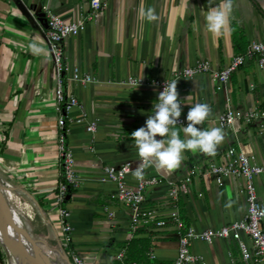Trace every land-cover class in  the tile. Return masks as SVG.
<instances>
[{
	"label": "crops",
	"instance_id": "1",
	"mask_svg": "<svg viewBox=\"0 0 264 264\" xmlns=\"http://www.w3.org/2000/svg\"><path fill=\"white\" fill-rule=\"evenodd\" d=\"M100 3L97 16L61 45L66 67H77L96 80L72 83L66 79V72L62 76L64 94L72 93L77 99V105L65 114V142L79 179L63 203L70 225L64 252L67 256L77 254L85 264H120L114 259L116 252L125 250L130 239L145 238L149 240L143 252L145 258L136 263L171 264L178 230L167 217L172 207L166 195L168 182L178 185L190 167L199 168L198 174L190 177L187 191L178 193L174 200L183 224L201 230L239 219L244 212L239 180L225 177L218 186L206 172L207 163L221 162L228 146L264 162V121L261 125L260 121L235 122L234 130L223 129L224 140L215 155L186 150L179 169H145L146 176L158 178L157 184L145 189V205L165 222L158 227L149 224L132 230L130 209L114 199L113 182L100 181V177L106 164L129 161L132 167L136 166L137 151L130 134L145 125L155 102V89L147 84L131 86L124 80L169 78L197 60H207L213 70L222 68L239 49L232 41L231 23L240 31L242 45L264 41V0H233L229 24L219 35H213L205 26L207 0ZM42 5L66 20H76L89 11L88 0H0V179L14 182L17 204L20 197L25 199L28 216L43 227V236L51 232L55 240H61L53 199L54 186L60 179L57 104L53 96L55 72L43 35ZM149 7L158 17L155 21L141 15L140 10ZM177 79L178 99L185 117L197 102L208 104L212 110L198 127H220L217 118L226 107L240 112L257 106L264 112V67L258 68L252 60L237 68L222 85L208 73ZM90 122L94 129L87 131L85 127ZM183 127L176 125L181 139L185 138ZM133 179L130 174V182ZM254 183L264 205V173L257 175ZM108 211L112 216H107ZM261 226L264 228V218ZM190 251L195 259L188 264H230V258L233 264H240L235 243L230 240L195 239ZM0 264H4L1 255Z\"/></svg>",
	"mask_w": 264,
	"mask_h": 264
},
{
	"label": "built area",
	"instance_id": "2",
	"mask_svg": "<svg viewBox=\"0 0 264 264\" xmlns=\"http://www.w3.org/2000/svg\"><path fill=\"white\" fill-rule=\"evenodd\" d=\"M89 11L80 15L76 20H66L61 16L52 12L46 5L40 7L45 29L43 32L44 39L50 51L53 69L55 72V82L53 89L54 100L56 106V154L59 162V181L54 186V204H56V223L61 240L58 239L63 251L67 245V234L70 230L68 224L69 212L63 203L70 189L76 188L78 184V176L74 169V159L72 153L66 146V117L65 114L77 105V99L72 93L64 94L63 92V74L66 72L67 80L72 83H93V78L89 73L81 72L77 67L69 69L62 61V42L68 36L76 35L84 29L88 20L94 19L100 8V0H88ZM32 15V11L28 10ZM252 60L258 68L264 67V41H250L241 53L233 54L229 61L219 69H211L207 60H197L192 66H188L173 72L169 78H152L145 82L139 77H127L125 84L137 86L147 84L155 89V102L158 99V93L163 90L165 82L175 80L180 76H185L188 72L208 73L211 79L219 85L228 80L230 75L246 61ZM193 76V75H192ZM155 82V83H153ZM153 103V105H154ZM181 108H182V102ZM75 122L78 120H74ZM220 128L234 130V123L241 122L248 124L250 122H259L260 125L264 121V112L257 106L247 108L243 111H235L230 107H226L225 111L217 118ZM72 123L71 120L68 121ZM178 126H186L187 120L183 115L178 118ZM86 130L92 131L94 123L86 124ZM137 164L131 166L129 161L122 162L118 165L106 164L102 167V176L100 181L109 180L113 182L115 191L114 199L122 206L130 209L129 223L130 228L134 230L137 227L146 225H154L156 227L164 224L162 217H157L154 209L145 205V189L151 187L158 182L155 176H146L144 174L142 180H129L131 170L135 169L139 163V156L136 152ZM198 166L190 167L183 177L179 180L178 185L168 182V191L166 193L172 207L167 217L175 222L178 230L177 249L175 257L171 264H188L195 257L190 251L191 242L199 239L205 242H211L215 238L230 240L235 243L239 254L240 264H264V228L261 226L264 218V205L258 199L254 178L264 173V162L254 160L253 155L244 154L240 150L235 151L232 147H227L222 153L221 162L210 160L207 163L206 172L212 175L218 186L223 184L225 177H231L239 180L240 189L244 199V212L242 216L229 223L222 224L216 228H203L195 230L192 226H187L179 219L177 209L175 207V199L178 193H185L193 174H198ZM107 216H112V212L108 211ZM243 236V237H242ZM150 257H153L151 253ZM71 264H85L80 256L72 253L68 257ZM120 264H137L133 260H126L124 248H120L114 255ZM230 264H233L230 258Z\"/></svg>",
	"mask_w": 264,
	"mask_h": 264
},
{
	"label": "clouds",
	"instance_id": "3",
	"mask_svg": "<svg viewBox=\"0 0 264 264\" xmlns=\"http://www.w3.org/2000/svg\"><path fill=\"white\" fill-rule=\"evenodd\" d=\"M208 10L205 14V26L213 35L221 34L229 24L233 0H207ZM215 5V6H214ZM148 21L158 19L151 7L140 10ZM194 75L186 74V79ZM176 80L165 82L163 90L158 93L151 114L147 116L145 125L131 132L133 147L139 156L137 167L131 174L137 180H142L145 169L155 167L157 170L173 171L179 169L183 161V152H201L215 155L217 146L224 140V131L220 127L204 129L201 126L211 114V108L206 103H195L189 108L186 116L187 125L183 127L184 139L176 128L182 108L177 90ZM155 83V82H153ZM160 139H157V137Z\"/></svg>",
	"mask_w": 264,
	"mask_h": 264
},
{
	"label": "bare ground",
	"instance_id": "4",
	"mask_svg": "<svg viewBox=\"0 0 264 264\" xmlns=\"http://www.w3.org/2000/svg\"><path fill=\"white\" fill-rule=\"evenodd\" d=\"M15 193V194H14ZM21 194V193H19ZM22 198V197H21ZM18 202V195L16 192H13L12 189H10V185L8 184H2L0 180V210H3L5 212L9 211L11 214L15 215V217H10L12 221L16 224L19 230H22V232L25 235H21L20 238H18L17 242L15 241V235L13 230L10 228L9 225H7L3 219L0 216V225L3 229V234L0 229V238L2 240V248L4 247V250L6 253H8L12 260V264H22L20 262V255L21 253L26 254L25 256V263L27 264H65L63 260L61 262L55 263L50 255L48 254V251L41 245H29V237L27 238L26 232L28 233V228L26 223L23 221V219L18 216V214L15 211L16 205ZM31 205H34L32 201ZM36 214V213H35ZM44 225V224H43ZM31 236V235H30ZM22 240V242H25V250H22L21 252L16 251L15 247L18 241ZM0 240V242H1ZM29 242V243H28ZM37 244V243H36ZM22 249V247H19ZM59 253V252H58ZM56 254V253H55ZM53 254V255H55ZM59 260V259H58ZM9 264V262H8Z\"/></svg>",
	"mask_w": 264,
	"mask_h": 264
},
{
	"label": "rangeland",
	"instance_id": "5",
	"mask_svg": "<svg viewBox=\"0 0 264 264\" xmlns=\"http://www.w3.org/2000/svg\"><path fill=\"white\" fill-rule=\"evenodd\" d=\"M0 180H1L2 184L10 185V189L17 190L14 188V182L13 181H10V180L7 181V179L5 177L3 178V180L2 179H0ZM24 202H25V199L20 197V202L16 205L15 211L18 214V216H20L22 219L24 218L23 221L26 223L27 228H28V233L26 232L27 238L29 237L28 238L29 241L33 240V242L35 243V244H32L30 242L29 245H41V246H43L48 251V254L50 255L51 259L55 263L61 262V260H63V258L59 252V249L57 246V240H55L53 238V235L51 234V232H49L48 235L46 233L45 234L46 236H43L44 235L43 227H39L38 225H36L35 222H33L31 220V218L28 216L29 212H28L27 208L24 207V205H23ZM6 213H8L10 217H15V215L11 214L9 211H7ZM0 229L2 231L1 234H3V229L1 227V225H0ZM29 229H31V230H29ZM43 237H45V239ZM0 240H1V238H0ZM18 242H19V247H22V249L21 248L20 249L25 250V247H24L26 245L25 242H22V240H20V239ZM2 245L3 244H2V240H1V242H0V255L2 258V262L5 264V259H6L7 264H8V262H9V264H12L11 256L8 253H6V251L4 250V247L2 248ZM53 254H55V255H53ZM25 256H26V254H24V253H21V255H20L21 259H23L24 262L26 261ZM68 257H69V254H68Z\"/></svg>",
	"mask_w": 264,
	"mask_h": 264
},
{
	"label": "trees",
	"instance_id": "6",
	"mask_svg": "<svg viewBox=\"0 0 264 264\" xmlns=\"http://www.w3.org/2000/svg\"><path fill=\"white\" fill-rule=\"evenodd\" d=\"M238 28L234 25V23H231L230 25V30H231V36H232V41L235 45L239 46V49L235 51L234 54L237 53H241L245 46L242 45L241 39H242V35L240 34V31L237 30ZM244 43V42H243ZM70 191V190H69ZM69 193V192H68ZM139 245L140 247L138 249L135 250V247ZM149 246V240L148 239H143V238H136V239H130V241L128 242V245L126 246L125 251V259L126 260H133L135 262L140 263L144 258V250L147 249ZM135 251L139 252L134 253Z\"/></svg>",
	"mask_w": 264,
	"mask_h": 264
},
{
	"label": "water",
	"instance_id": "7",
	"mask_svg": "<svg viewBox=\"0 0 264 264\" xmlns=\"http://www.w3.org/2000/svg\"><path fill=\"white\" fill-rule=\"evenodd\" d=\"M24 9H25L26 12H28V10H29V9L26 8V7H25ZM40 15H41V19H42V21L44 22L42 13H41ZM0 216H1V218L3 219V221H4L7 225H9L10 228L13 230L14 235H15V236H14V237H15V241H16V242H17L18 238H20L21 235H25V234L22 232V230H19V229H18V227H17L16 224L12 221V219L10 218V216H9L8 213H6V212L3 211V210H0ZM30 242H31L32 244H35V243L33 242V240H31ZM15 245H16V247H15L16 251L21 252L22 250H21V249L19 250V242H18V245H17V244H15ZM57 246H58L59 252H60V254H61V256H62V258H63L65 264H71L70 261H69V259H68V256L65 254V252H64L63 249L61 248L58 239H57ZM20 262H21L22 264H27V263H25V262L23 261V259H21V257H20Z\"/></svg>",
	"mask_w": 264,
	"mask_h": 264
}]
</instances>
